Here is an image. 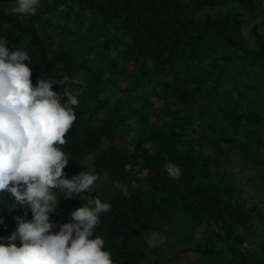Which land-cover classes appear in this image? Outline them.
<instances>
[{"label": "trees", "instance_id": "1", "mask_svg": "<svg viewBox=\"0 0 264 264\" xmlns=\"http://www.w3.org/2000/svg\"><path fill=\"white\" fill-rule=\"evenodd\" d=\"M260 1L40 0L35 16H20L11 12L13 0H0V36L10 51L29 53L33 86L51 78L53 91L67 86L78 95L77 121L63 146L66 178L78 175L83 142L106 185L120 187L101 199L112 210L94 233L116 264H164L159 247L151 249L155 259H145L138 229L153 221L150 210L165 219L168 209L181 218L177 236L184 252L197 253L195 264H264V206L248 207L234 196L229 173L231 155L264 169V99H255L264 88V35L259 23L243 18ZM56 29L64 32L59 46L51 38ZM76 34L74 47L64 43ZM95 47L105 62L93 68ZM64 76L67 85L60 83ZM146 92L159 110L143 100ZM105 110L110 117L99 132L92 121ZM168 164L178 177L169 175ZM103 187L73 199L57 192L53 231L72 223L70 213ZM7 201L0 194V204ZM16 217L31 221L32 214L12 209L0 231L16 230ZM175 229L166 226L168 234Z\"/></svg>", "mask_w": 264, "mask_h": 264}, {"label": "clouds", "instance_id": "2", "mask_svg": "<svg viewBox=\"0 0 264 264\" xmlns=\"http://www.w3.org/2000/svg\"><path fill=\"white\" fill-rule=\"evenodd\" d=\"M39 4L40 0H16L11 12L35 16ZM31 63L26 50L10 51L0 36V194H8L16 206L32 214L31 221L16 217V230L0 237L5 239L0 243V264H116L104 250L105 240L94 236L100 216L112 210L99 197L89 196L86 206L70 213L72 223L53 231L50 217L58 210L57 192L66 199L91 193L100 176L85 171L66 178L70 160L63 146L77 121L78 95L67 86L62 93L53 91L57 82L51 78H41L33 86ZM60 83L67 85L69 77ZM167 239L156 231L144 236L149 249Z\"/></svg>", "mask_w": 264, "mask_h": 264}, {"label": "rangeland", "instance_id": "3", "mask_svg": "<svg viewBox=\"0 0 264 264\" xmlns=\"http://www.w3.org/2000/svg\"><path fill=\"white\" fill-rule=\"evenodd\" d=\"M13 2L16 3V0H13ZM228 8L229 9L234 8L238 11L243 10L237 7V5H230ZM63 9L65 8L64 7L59 8V10L61 11H63ZM245 12L246 14H244L243 18L246 21H249V23L251 24L259 23L258 30L260 31L261 34L264 35V0H261L260 2L256 3V8L253 12H249V11H245ZM60 23L61 25L65 26V23L61 18H60ZM65 27H67V25ZM246 32L248 33L249 30L247 29ZM63 34L64 32L57 29L51 34V38L54 41V46H59L61 44V37L63 36ZM77 37H78L77 34L72 38L67 37L64 40V43L67 44L71 43L72 46L74 47L75 41L79 39ZM79 52L83 53V51H79ZM90 56L93 59V62L91 64L93 68H95V65L98 64L103 65V63L105 62V59L100 53L99 47H95V49L92 51ZM127 70L128 71L130 70V65L127 66ZM108 74L113 75L114 72L112 73L108 72ZM123 93H124V97H126L127 100H130L129 99L130 91L125 89ZM255 99L257 100L264 99V88L261 89V92L257 96H255ZM143 100L149 103L150 109H152L153 111L159 110V103L157 102L158 100L155 97H152L150 95V92L144 93ZM82 110L86 115H88L86 107H83ZM109 117H110V112L108 110H105L103 113L97 115L96 118L92 121L93 127H95L100 132L101 124ZM126 122L131 126L132 122L130 120H126ZM114 123L118 126V130L122 129L123 126L121 125L120 121L115 120ZM93 157H94V152L90 148H88L85 143L82 142L81 150L78 156L76 171L78 175L82 172L90 171L100 176V180L92 188L91 193L93 191H98L100 188L104 186L103 191L98 196L100 199H102L105 196H110L114 192V190H117L120 187L112 183L113 181H111V183L106 185L109 182L108 181L109 179L107 178V175L99 174L94 170L92 163ZM230 159L233 160L229 168V173H230L231 181L235 187L234 196H236L239 200H241L242 203L246 204L248 207L264 206V169H258L249 162H246L244 160H238L237 157L234 155H231ZM17 207L19 206H16L14 200L9 198V196L7 202H5L3 205L0 204V212L4 213L3 215L0 216V220L3 221V223H0V226L2 227L6 226V217L9 216L10 211L12 209H15ZM168 210L169 211L165 213L164 216L165 219L162 218L161 216L158 217V215L154 211L150 210L148 215L153 218V221L150 220L144 221L138 230L143 235H145L147 232L150 231H156L158 233H162L167 236L168 239L166 243L159 246V250L162 255V259L160 261H162L164 264H195V262L198 261L197 253L191 250L184 252L183 251L184 246L181 245L177 236V234L183 233L180 225L181 218L175 216L172 213L171 209ZM169 224L176 227L175 233L168 234V230H166L165 226ZM14 231L15 230H12L9 233H7L6 231L4 232L0 231V236L2 238H7ZM1 243H5V239H2ZM15 243L17 245V241ZM247 245L248 244H246V246ZM155 258L156 257L151 252V249L146 248L145 259L152 261Z\"/></svg>", "mask_w": 264, "mask_h": 264}, {"label": "built area", "instance_id": "4", "mask_svg": "<svg viewBox=\"0 0 264 264\" xmlns=\"http://www.w3.org/2000/svg\"><path fill=\"white\" fill-rule=\"evenodd\" d=\"M166 170L169 173V175L172 176V177H178V175H179L178 169L175 166L171 165V164H168L166 166Z\"/></svg>", "mask_w": 264, "mask_h": 264}]
</instances>
